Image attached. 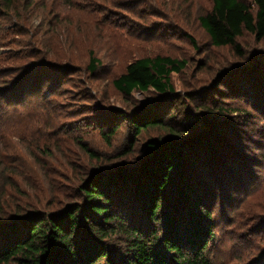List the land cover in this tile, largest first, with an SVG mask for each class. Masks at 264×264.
I'll return each instance as SVG.
<instances>
[{"label": "rangeland", "instance_id": "obj_1", "mask_svg": "<svg viewBox=\"0 0 264 264\" xmlns=\"http://www.w3.org/2000/svg\"><path fill=\"white\" fill-rule=\"evenodd\" d=\"M242 1L253 7L252 0ZM209 8L208 0H0V89L27 82L16 99L0 96V162L12 169L28 164L18 181L33 197L31 184L42 177L36 161L49 160L47 152L60 157L67 151L78 159L73 172L61 169L72 179L83 167L89 172L136 168L148 155L149 139L183 141L201 134L195 152L206 140L234 163L226 177H210L213 194L205 206L216 234L208 256L213 264H264V39L244 31L236 40L240 53L213 47L197 20ZM90 51L99 61L94 73L87 70ZM157 54L186 62L171 75L176 98L165 109L164 125L136 135L128 121L119 120L107 144L96 125L99 118L164 102L152 90L123 96L112 84L129 62ZM47 66L60 70L42 68ZM231 69L236 72L224 75ZM42 105L54 109L51 127ZM77 141L101 159H83ZM31 144L35 150L29 157Z\"/></svg>", "mask_w": 264, "mask_h": 264}, {"label": "trees", "instance_id": "obj_2", "mask_svg": "<svg viewBox=\"0 0 264 264\" xmlns=\"http://www.w3.org/2000/svg\"><path fill=\"white\" fill-rule=\"evenodd\" d=\"M208 1L209 10L198 14L197 20L213 47H230L240 53L236 40L244 31L257 41L264 39V0H252L253 7L242 0ZM185 64L184 60L160 54L129 62L113 79L114 88L123 96L152 90L164 102L102 116L96 125L103 140L111 144L120 128L119 120L128 121L136 135L164 125L165 109L176 98L171 75L180 73ZM98 66L90 51L87 70L94 73ZM235 72L231 69L224 75ZM16 84L0 89V96L16 99L23 94L27 82L15 88ZM8 100L4 101L6 106ZM21 100L15 103L21 104ZM0 109L1 120L3 106ZM41 109L49 117L46 124L52 126L53 107L42 105ZM53 132L55 129L48 131L45 141L50 142ZM18 137L26 140L24 135ZM202 138L199 134L183 141L172 137L149 139L145 143L148 155L136 168L89 172L83 167L72 179L61 169L73 172L78 159H71L66 150L60 157L47 152L49 160L36 161L42 177L31 184L33 197L18 181L24 175L20 169L28 164L12 169L0 162V264H213L208 248L216 233L205 199L213 194L210 177H226L234 163L206 140L199 142L195 152L194 143ZM77 147L83 159H101L89 144L77 141ZM27 149L30 157L35 150L33 144ZM202 165L206 170L198 172ZM6 171L14 172L5 178Z\"/></svg>", "mask_w": 264, "mask_h": 264}]
</instances>
